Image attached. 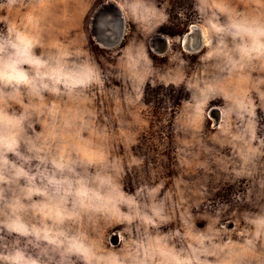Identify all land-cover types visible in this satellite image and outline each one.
Segmentation results:
<instances>
[{
  "label": "rangeland",
  "instance_id": "374dc122",
  "mask_svg": "<svg viewBox=\"0 0 264 264\" xmlns=\"http://www.w3.org/2000/svg\"><path fill=\"white\" fill-rule=\"evenodd\" d=\"M156 3L165 8L167 20L148 34L124 14L122 0H13L11 8L0 7V29L10 22L26 25L41 45L37 54L56 47L80 49L99 71L98 84L78 99L44 94L47 107L32 112L27 135L40 146L55 124V136L48 141L52 153L63 150L73 159H79L73 149L90 141L94 150L86 155L94 167L88 171L100 167L102 149L107 163L116 162L122 170L127 194L134 195L143 184L161 185L156 200L165 201L164 222L125 219L122 206L120 216H100L88 226L106 248L122 252L147 244L149 237L167 236L169 247L189 253L190 246L198 247L189 236L203 235L210 238L204 247L217 253L206 257L210 264H264V237L246 246L252 229L244 219L264 208V102L258 95L264 93V63L254 61L243 73L230 76L221 71L223 59L210 56L221 39L232 46L230 37L213 28L225 22V11L264 16V0ZM194 26L199 33L192 32ZM185 45L196 52L189 54ZM193 80L202 88L220 85L199 108L193 100L199 93L189 90ZM233 93L250 98L253 113L238 108ZM22 103L40 101L24 96ZM53 104L58 106L55 119L48 113ZM6 110L23 111L12 101ZM20 151L28 155L23 145ZM36 164L33 160L24 166L33 170ZM3 236L13 239L6 232Z\"/></svg>",
  "mask_w": 264,
  "mask_h": 264
},
{
  "label": "clouds",
  "instance_id": "9594fccd",
  "mask_svg": "<svg viewBox=\"0 0 264 264\" xmlns=\"http://www.w3.org/2000/svg\"><path fill=\"white\" fill-rule=\"evenodd\" d=\"M12 5L13 0H6L0 7L8 9ZM122 11L145 34L167 20L165 8L157 7L156 0H122ZM224 16L225 22L213 28L217 34L230 37L232 46L221 39L210 53L223 59L221 71L231 76L243 73L254 61L264 63V16L234 10L225 11ZM38 47V38L22 23L10 22L0 29V105L4 106L0 107V185L4 186L0 187V264H210L206 257L217 253L204 247L210 238L203 235L189 236L198 245L190 246L189 253L169 247L167 236L149 237L147 244L116 252L89 231L88 226L95 225L100 216H120L122 206L127 209L125 219H140L147 225L164 222L165 201L156 200L161 185L143 184L134 195L127 194L121 183L122 170L116 162L107 163L102 149L100 167L88 171V167H94L86 155L94 150L90 141L73 149L79 157L73 159L72 153L63 150L52 153L48 141L55 136V124L40 146L27 135L25 125L32 112L47 107L44 94L75 100L99 82L98 69L80 49L56 47L37 54ZM136 83L139 85V81ZM219 86L208 83L202 88L193 80L189 90L199 93L193 97L195 107L206 103L208 94ZM258 95L264 102V93ZM24 96L40 104H23ZM232 99L238 108L253 113L250 98L233 93ZM9 101L21 104L23 111H7ZM48 113L55 119L58 106L53 104ZM27 126L32 127L30 123ZM65 126H69L67 119ZM22 145L28 155L20 151ZM33 160L37 161L33 170L24 166ZM78 166H84V170L78 171ZM244 219L252 229V238L245 241L251 248L256 237H264V208ZM4 232L13 239L4 238ZM217 264L232 261L219 260Z\"/></svg>",
  "mask_w": 264,
  "mask_h": 264
},
{
  "label": "bare ground",
  "instance_id": "6f19581e",
  "mask_svg": "<svg viewBox=\"0 0 264 264\" xmlns=\"http://www.w3.org/2000/svg\"><path fill=\"white\" fill-rule=\"evenodd\" d=\"M106 6V5H105ZM109 7V6H108ZM112 9V8H111ZM108 14V13H107ZM113 14V13H112ZM119 16H120V14H119ZM102 18V16H99V18L98 19H101ZM112 20V19H111ZM116 20V19H115ZM121 21H122V19H121ZM102 23V22H101ZM101 27V26H100ZM121 27V26H120ZM112 28H113V26H112ZM102 29V28H101ZM119 29V28H118ZM97 30V29H96ZM107 30V29H106ZM121 31H122V29H120ZM104 31V30H103ZM107 32V31H106ZM108 32H109V30H108ZM115 32V31H114ZM117 32V31H116ZM192 32L194 33V34H197V32L199 33L200 32V29L199 28H197V27H193V30H192ZM110 33V32H109ZM94 35H95V33H93ZM117 34V33H116ZM123 35V32L122 33H120L119 34V37H117L116 39H118V38H121V36ZM107 36V35H106ZM105 36V37H106ZM105 37H103V38H105ZM108 37V36H107ZM200 37H202L201 35H200ZM98 38V37H97ZM96 38V39H97ZM113 38H115V37H113ZM166 38V37H165ZM194 38V37H193ZM115 39V40H116ZM195 39V38H194ZM200 39H202V38H200ZM109 40V39H108ZM111 40V39H110ZM117 41V40H116ZM110 42V41H109ZM112 42V41H111ZM115 42V41H114ZM119 42V41H118ZM117 42V43H118ZM156 42V41H155ZM157 43V42H156ZM163 43H165V42H163ZM162 43V44H163ZM112 44V43H111ZM202 44V43H201ZM109 45V44H108ZM101 46V45H100ZM197 46V45H196ZM160 47V46H159ZM165 47V46H164ZM200 47H201V45H200ZM107 48V47H106ZM161 49V48H160ZM185 51H187L189 54L190 53H194V52H196V50L194 49V48H191V47H189V46H187V45H185ZM155 50V49H154ZM165 50V49H164ZM157 51V50H156ZM162 53V52H161ZM157 54V53H156ZM163 55V54H162ZM213 112V111H212ZM213 117V116H212ZM215 118V117H214ZM215 119H217V118H215ZM216 123V122H215ZM116 234V233H115Z\"/></svg>",
  "mask_w": 264,
  "mask_h": 264
}]
</instances>
